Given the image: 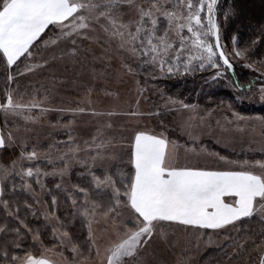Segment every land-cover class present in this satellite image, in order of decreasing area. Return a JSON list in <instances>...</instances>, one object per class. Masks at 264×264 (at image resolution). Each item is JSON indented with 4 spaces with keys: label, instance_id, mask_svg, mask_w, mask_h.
Listing matches in <instances>:
<instances>
[{
    "label": "rangeland",
    "instance_id": "obj_1",
    "mask_svg": "<svg viewBox=\"0 0 264 264\" xmlns=\"http://www.w3.org/2000/svg\"><path fill=\"white\" fill-rule=\"evenodd\" d=\"M230 7V4H225L222 9V26L228 20ZM133 15V12H126L123 18L128 20ZM93 27L94 31L88 34L90 39L77 38L75 55L70 54L74 46L68 40L44 47L45 40L55 37V31H49L40 40L33 59H22L16 69L0 74V102L8 88L9 72L14 76L23 72V75L16 76L11 85L16 90L14 98L19 103L27 104L35 96L41 102V107L50 109L47 112H41L40 108H33L30 112L25 110L23 115L9 116L7 123L4 113L0 112V133L6 137V161H0V168L12 170L15 161L16 171L21 167H32L35 171L38 167L43 173H49L39 177L43 188L36 183V178L25 177L22 180L15 174L7 182L11 188L15 184L24 190L25 183L32 185L34 191L26 190L33 199L30 209L46 222L53 242L46 245L33 235L34 242L39 246L37 258L42 254L51 256L59 264H104L105 250L111 246L112 240L111 221H93L91 228L95 244H92L88 238V221L77 211L85 199L77 188H84L90 200L107 202L110 190H97L91 174L101 178L109 174L114 179H123V174H131L133 170L128 161L132 136L136 131L163 133L177 145L175 161L185 165L237 168L220 161L217 154L229 161H264V111L254 110L264 105L260 91L263 85H257L247 96L235 97L233 102L217 101L210 96L191 101V95L182 97L178 95L177 87H167L166 78L189 72L182 65L178 71L164 75L159 69L138 67L137 62L119 48V41L110 40L99 25ZM234 48L242 51L234 43L231 55ZM253 63L264 71V57L254 59ZM26 64H43V67L26 72ZM125 65L130 66L133 72H128ZM217 71L220 70L211 75L216 76ZM190 72L193 74L194 70ZM216 78H222V74ZM220 81L222 84L225 80ZM168 98L195 107L185 109L179 104H170ZM242 106L250 110L241 111ZM81 108L83 112L79 111ZM93 112L104 115H93ZM132 112L139 115L132 116ZM233 113L245 119L236 121ZM24 116L34 119L25 120ZM109 124L111 127H107ZM97 128H102L104 137L112 141L107 158L93 163L89 157L94 152L82 150L77 153L76 159L69 162L63 175L52 174L65 168V163L58 159L68 151L69 146L64 142L71 136L84 149V141L90 140ZM9 132L11 142L7 139ZM193 148L196 149L195 153L190 151ZM33 150L40 157L38 160H21L22 151L27 153ZM250 170L260 172L259 168ZM58 184L61 185L59 189L56 187ZM53 197L56 198L55 204ZM73 199L78 202L76 206L72 204ZM59 209L70 218L68 221ZM121 211L122 218L127 219L129 211ZM239 225L240 222H237L235 226L211 230L164 222L158 227L155 237L140 250L138 259H129L128 264H200L203 256L212 248H220L236 237ZM53 229L59 234H69L68 237H61L63 244L54 235ZM78 229L83 234L82 238ZM161 231L166 238H161ZM73 245L78 247L77 252L72 251Z\"/></svg>",
    "mask_w": 264,
    "mask_h": 264
},
{
    "label": "snow or ice",
    "instance_id": "obj_2",
    "mask_svg": "<svg viewBox=\"0 0 264 264\" xmlns=\"http://www.w3.org/2000/svg\"><path fill=\"white\" fill-rule=\"evenodd\" d=\"M218 5L219 0H0V63L11 69L22 59H33L42 34L47 31H55V37L45 40L44 47L68 40L74 46L70 54L75 55L77 38L90 39L88 34L94 31L93 25H99L110 40L119 41V48L128 53L138 67L159 69L161 75L174 73L181 65L185 71L209 67L219 69L221 66L216 62L217 58L231 69L233 65L221 44ZM126 12H133L134 15L124 20ZM235 42L236 38L233 37ZM244 54V51L235 48L232 51L237 58ZM40 67L43 64H26L25 71ZM124 67L128 72H133L130 66ZM23 74L18 72L16 76ZM221 74L217 71L212 79ZM16 76L9 72L8 88L0 102L5 123L9 116L23 115L25 110L30 112L33 108H40L41 112L50 111L41 107V102L35 96L27 104L17 102L14 98L16 90L11 87ZM260 91L261 99H264V87ZM168 102L185 109L195 107L171 98H168ZM79 111L83 112L84 109ZM130 115L139 113L132 112ZM233 117L236 121L245 119L236 113H233ZM24 119L34 118L24 116ZM5 139V135L0 133V147L5 146ZM7 139L11 142L10 132ZM64 143L69 146L68 151L58 159L65 163V168L52 174L63 175L69 162L76 159L77 153L82 150L94 152L89 157L93 163L103 161L112 145L111 139L104 137L102 128H97L96 134L84 141V149L71 136ZM176 147L175 142L168 140L163 133L138 130L131 142L128 161L133 170L131 174H123V179H114L109 174L101 178L90 173L97 190H110L107 202L90 200L84 188H77L78 193L85 197L77 211L88 221V238L92 244H95L91 228L93 221H111L112 240L111 246L105 250L104 264H128L129 259H138L140 250L155 237L158 227L164 222L211 230L235 226L244 218H258L264 224V161H229L217 154L220 161L235 165L240 170L181 166L178 161L173 163L170 159ZM190 151L195 153L196 149ZM39 158L35 150L21 152V160L36 161ZM255 168H259L260 172L250 170ZM15 169V161L12 170L0 168V197L5 194L6 182L13 174L22 180L25 177L36 178L41 188L43 184L39 177L49 175L38 167L35 171L32 167H21L19 171ZM15 187L13 185V190ZM23 187L27 191H34L31 184L25 183ZM56 187L59 189L61 185ZM229 198L231 202H228ZM55 203L56 198L53 197ZM77 203L75 199L72 200L74 206ZM0 205L6 211L10 208L7 200L0 199ZM122 209L129 211L127 219L122 218ZM8 215L12 216L13 213L9 211ZM16 219L23 223L19 216ZM7 230L0 227V232ZM15 231L19 232V228ZM53 233L61 244L64 242L61 237L69 235L67 232L59 234L56 229H53ZM160 235L166 238L163 231ZM256 235L261 237L260 243L264 244V228ZM249 242L257 244L254 239L245 243ZM244 246L240 245L241 248ZM256 250L259 251V244ZM72 251L77 252L78 247L73 245ZM4 255L8 253L4 252ZM60 256L63 259L62 253ZM11 260L14 264H56L51 256L43 254L41 258L32 254L12 256ZM259 264H264V255H261Z\"/></svg>",
    "mask_w": 264,
    "mask_h": 264
},
{
    "label": "trees",
    "instance_id": "obj_3",
    "mask_svg": "<svg viewBox=\"0 0 264 264\" xmlns=\"http://www.w3.org/2000/svg\"><path fill=\"white\" fill-rule=\"evenodd\" d=\"M225 4H230L231 7L228 20L223 23V27L220 17H222V9ZM217 19L220 25L221 44L233 65L234 72L231 74L217 58L216 62L221 66L219 69L209 67L200 70L196 68L193 74H190L189 71L180 76L171 75L166 78L169 89L177 87L178 95L186 97V94H189L191 101H198L210 96L217 101L222 99L233 102L235 97L249 95L250 90L255 89L257 85L264 86V71L258 64L253 63L254 59L264 57V0H219ZM48 32L42 34L41 39L46 37ZM233 37L236 38L235 43L238 48L245 53L243 58L231 55V46L234 44ZM17 66L18 64L9 69L0 63V74L2 75V71L16 69ZM216 70L222 72L220 79H224V83L220 84L219 78L212 79L213 75L211 74ZM244 109L245 106L240 108L241 111L250 110L247 107V110ZM254 110L264 111V105ZM0 150V161L4 160L5 162V147H0ZM6 184L5 194L0 199L9 201L10 208L6 211L0 205V227L8 229L6 232H0V264H14L11 260L12 256L32 254L37 257L39 254V246L34 242L33 235L38 236L46 245L53 242L46 222L30 209L33 206L32 196L22 189V186H17L13 190L8 182ZM28 205L31 207L29 208ZM59 210L63 218L68 221L70 218L61 209ZM9 211L13 213L12 216L8 215ZM16 216H19L20 221H23L22 224L16 219ZM17 228H19V232L15 231ZM261 228H264V224H261L258 218H244L240 222L237 236L225 242L220 248H212L203 256L200 264H259V259L264 252V244L260 243L261 237L256 233ZM78 233L82 238L83 234L80 229H78ZM253 239L259 244V251L256 250L257 244L245 243ZM17 244L20 247H16ZM242 244L245 245L243 248L240 247ZM4 252H7L8 255L5 256Z\"/></svg>",
    "mask_w": 264,
    "mask_h": 264
},
{
    "label": "crops",
    "instance_id": "obj_4",
    "mask_svg": "<svg viewBox=\"0 0 264 264\" xmlns=\"http://www.w3.org/2000/svg\"><path fill=\"white\" fill-rule=\"evenodd\" d=\"M135 134V133H134ZM134 134H133V136H134ZM133 136H132V138H133ZM132 142V141H131ZM131 147V146H130ZM175 154H174V150H173V155H172V158H171V161L173 162V163H175V162H177V161H175ZM180 158V157H179ZM179 164L181 165V166H185V164H181L180 162H179ZM186 166H191V167H201V168H205V169H208V170H240V169H238V168H232V167H225V168H215V167H208V166H202V165H199V164H190V165H186ZM228 202H231V198H229V200H228ZM42 257V256H41ZM41 257H38V258H41ZM56 264H59V263H57L56 262Z\"/></svg>",
    "mask_w": 264,
    "mask_h": 264
},
{
    "label": "water",
    "instance_id": "obj_5",
    "mask_svg": "<svg viewBox=\"0 0 264 264\" xmlns=\"http://www.w3.org/2000/svg\"><path fill=\"white\" fill-rule=\"evenodd\" d=\"M221 62L223 63V61L221 60ZM224 65V64H223ZM227 69H228V71L231 73V74H233V67L231 68V69H229L226 65H224ZM262 255H264V252L262 253Z\"/></svg>",
    "mask_w": 264,
    "mask_h": 264
}]
</instances>
